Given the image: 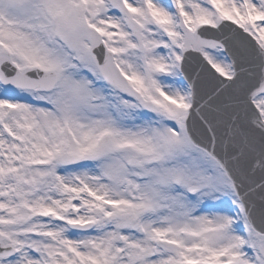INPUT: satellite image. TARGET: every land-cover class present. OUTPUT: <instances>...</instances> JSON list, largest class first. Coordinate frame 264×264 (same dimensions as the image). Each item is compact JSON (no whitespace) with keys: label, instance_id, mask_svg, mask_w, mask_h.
I'll list each match as a JSON object with an SVG mask.
<instances>
[{"label":"snow or ice","instance_id":"obj_1","mask_svg":"<svg viewBox=\"0 0 264 264\" xmlns=\"http://www.w3.org/2000/svg\"><path fill=\"white\" fill-rule=\"evenodd\" d=\"M0 264H264V0H0Z\"/></svg>","mask_w":264,"mask_h":264}]
</instances>
